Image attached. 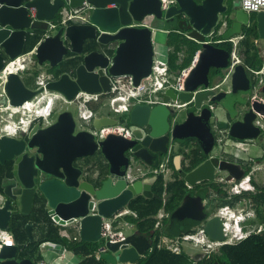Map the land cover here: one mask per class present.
I'll list each match as a JSON object with an SVG mask.
<instances>
[{"label":"water","instance_id":"water-1","mask_svg":"<svg viewBox=\"0 0 264 264\" xmlns=\"http://www.w3.org/2000/svg\"><path fill=\"white\" fill-rule=\"evenodd\" d=\"M84 2L89 5L88 19L49 27L62 7L80 8ZM161 5V0H0V69L4 58L24 52L28 36L44 28V34L35 43L34 56L39 66L46 65L52 71L45 88L58 92L67 101L80 90L108 91L110 76L130 75L135 85L150 73L155 27L150 23L139 25L149 17L166 31L180 32L178 28L185 26V35L200 44L183 89L176 92L169 88L161 95L164 102L186 103L180 108L185 110L181 120L170 118L180 109L165 104H135L127 111L130 138L108 134L96 140L90 130L76 129L72 111L64 109L49 124H36L27 133L20 131L21 137L0 135V164L12 162L11 175L1 179L4 201L0 206V228H8L17 214H29L35 198L42 196L48 214L58 223L77 222L81 240L98 241L102 216L108 217L127 206L136 195L159 197L152 191L157 176L141 175V169L152 166L154 154H165L169 146L174 150L188 141L199 147L203 161L185 171L181 166L182 154L175 153L172 163L189 189L212 180L215 172H226L227 178L236 179L243 174L238 164L220 157L214 160L210 155L215 141L210 124L213 111L205 102L224 110V118L217 121V126L227 130L229 137L253 140L259 136L261 128L254 120L264 119V104L245 97L251 91L246 65L242 61L235 65L229 90L217 89L221 77L210 78L209 72L211 68L223 69L229 61V50L216 43L242 34L243 26L254 23L258 38L264 40V10L248 14L234 0H173L165 9ZM31 7L36 10L34 19L28 15ZM224 13L226 26L217 33L220 38L207 40ZM46 31L49 33L45 34ZM91 40L101 47L94 48ZM241 53L242 48L240 59ZM63 61L68 62L65 69L55 75L53 70ZM42 90L43 87L26 86L17 73H9L0 104L8 98L11 105L17 106ZM260 90L264 94V84ZM237 104L243 108L237 109ZM117 121L110 115L99 114L92 119L91 126L99 128ZM96 152L105 161L102 171L87 174L74 165L76 158ZM233 169L241 171L239 176ZM129 171L135 174L132 182L127 179ZM169 195L163 194L162 200ZM168 221L169 228L200 223L208 238L224 237L222 220L208 214L204 200L192 190L172 210ZM25 229L31 237V224H26ZM153 235L154 229L133 228L123 240L106 242L107 251L115 259V263L109 264L134 263L151 249ZM121 242L129 246L122 245L120 249ZM0 264L34 262L19 259L15 244L1 248Z\"/></svg>","mask_w":264,"mask_h":264},{"label":"built area","instance_id":"built-area-1","mask_svg":"<svg viewBox=\"0 0 264 264\" xmlns=\"http://www.w3.org/2000/svg\"><path fill=\"white\" fill-rule=\"evenodd\" d=\"M161 2L162 9H165L173 2V0H161ZM238 3L241 9H243L248 14L264 10V0H238ZM88 8L89 5L86 2H84L83 6L80 8L69 9L66 6L62 7L58 12L57 21L50 22V28H54L57 25L61 24L65 25L72 19H88ZM35 11L36 10L34 7L29 8L28 15L32 19L35 18ZM144 24H149V22L143 21L139 25ZM225 26L226 20L222 19L217 33H221ZM47 33L48 31H46L45 34ZM241 38L242 35L240 34L237 37L229 40L231 41L229 61L227 66L222 70V76L219 83L215 86L217 87V89L223 88L225 90H229L230 88L231 74L234 70L235 65L241 62V59L239 57V40ZM35 47L36 44L33 45L29 50L24 51L13 58H4L3 66L0 69V97L5 95L4 83L9 73H17L22 79V74L30 75V71L33 68L37 69V67H40L37 64L36 58L34 56ZM167 49L168 55L166 61L155 58V55L153 54L150 73L147 76L141 78L137 84H133L130 75L110 76L108 91L89 93L80 90L70 101H67L58 92L46 89L45 84L49 79H51V74L39 72L35 75L33 85L30 88L37 89L39 87H43V90L35 94L31 99L25 100L17 106L11 105L9 103V99L7 98L4 104H0V119L4 116L7 118H12L14 115L18 114V121L19 124H21H18V127L22 128V130L24 131L28 130L31 121L34 120H41L42 123L44 122V125H47L51 122L50 116L54 109L57 111V109L61 108V104H59L56 105V107L53 109V101H55V99H61L64 102L75 103L76 115L73 114L75 122H77L76 120L78 119L81 123L89 125L88 127L84 128L90 130L94 134L96 140L101 139L108 134H117L126 138H130L131 131L128 124H124L120 121H117L114 124L103 125L99 128H93L91 126L92 119L95 116L99 115V113L97 112L98 109L94 110L89 106V103H98V107L108 106V109L111 112L117 114L127 112L133 105L142 103L148 104L150 106H153L155 104H165L175 109H180L181 107L185 106L186 103H182L179 100H168L167 102H164L161 95L165 93V91L169 88H172L176 92L183 89V81L188 74L190 67L196 61L198 50H196V52L194 53L190 65L177 70H173L169 66L168 59L169 53L172 51V47L167 46ZM177 54L180 59L182 57V53L178 52ZM246 70L252 84V91L250 92V94H248L249 100H257L264 104V94L260 90V87L264 84V56L262 66L259 69H253L246 65ZM169 74L175 75V83L171 86L167 84ZM205 104L208 105L210 110L214 111V103L205 102ZM254 123L256 125L262 126V123L258 120V118L254 120ZM4 126L5 127L3 131L0 132V135L15 136L18 127H13L9 123L5 124ZM213 126L215 128V131H217V134L213 131L215 136L214 143H216L222 150H224L225 146L227 145L235 148L236 150L244 149V142L240 140L232 141V138L227 134V130L218 127L216 122ZM76 129H78L77 123ZM171 150L172 148L171 146H169L166 154L155 166L149 165L146 166V169H141V175L145 176L148 173H152L155 175L161 174L165 182L170 180L169 160ZM134 175L135 174L130 173L129 171V173L127 174L128 182L133 181ZM247 178L248 176L241 178L237 184H233L232 188L236 191H238L241 187L243 188V185L246 183ZM3 201L4 196L0 191V206L3 204ZM216 214L222 219L223 224L224 237L221 240H212L208 238L201 224H199L190 232L181 233L175 236L162 235L157 244V247L165 248L172 253L178 254L184 252L183 246L188 244L194 248H197V253H200L202 256L207 258L211 253L216 252L220 246L224 244H235L248 237L249 235L257 233L259 231L258 228L254 229L252 227L240 225V217L230 214V212L227 210V207L219 209ZM128 215H131L132 217L137 216L134 210H131L130 208H128V206H124L108 217H101V229L98 240L100 244L94 253V256L97 259L100 257V254L102 252L107 251L106 242L121 241L127 234L132 231V229L134 228V224L126 219V216ZM49 216L53 223L59 225L60 227L70 224H73L76 227V235H70L65 229L61 228L59 229L60 235L66 238L79 239V227L77 222H65L63 224H60L53 218V215L49 214ZM168 216V212H166L163 207L160 208L155 215L156 221L154 227H160L163 218ZM15 244L17 245L12 233L8 230V228H0V250L3 246H13ZM122 245L129 246L128 243L121 242L119 244L120 249ZM65 251L66 249L62 247L61 254L59 256L64 257ZM35 264H50V262L45 259H39Z\"/></svg>","mask_w":264,"mask_h":264},{"label":"trees","instance_id":"trees-1","mask_svg":"<svg viewBox=\"0 0 264 264\" xmlns=\"http://www.w3.org/2000/svg\"><path fill=\"white\" fill-rule=\"evenodd\" d=\"M58 16V14H57ZM56 16V18H57ZM56 18L54 20H56ZM172 28V26H171ZM180 32L170 31L167 35V45L172 46V51L169 53V66L173 70L180 69L188 66L191 63L194 53L200 48V44L188 38L185 33L186 28H178ZM218 26L213 29V39H219L217 34ZM45 29L40 28L34 34L28 36L25 51L29 50L44 34ZM258 37L254 23H251L245 28L244 37L241 40L242 49V61L248 67L253 69H259L262 66L263 58L259 52V48L255 44V39ZM207 39V38H206ZM216 45L231 49V42L216 43ZM183 54L181 61L177 62V53ZM67 61L60 63V67L53 70V73L57 75L63 71L66 67ZM213 74H218L220 70L214 68L210 69ZM32 74H37V69L33 68ZM51 71V70H50ZM52 72V71H51ZM24 84L28 87H32L31 81L22 79ZM89 106L93 109L98 108V104L91 102ZM183 159L181 166L185 171H189L204 159L199 147L196 144L188 145L186 150H181ZM93 163L89 168H92ZM169 165L173 171V179L167 182L164 181L161 174H157L155 181L152 183V191L157 193L159 197L152 196L151 198L144 197L142 195H136L129 203L128 208L134 210L137 214L136 217L131 215L126 216V219L134 224V227L140 231H147L154 229V235L152 240V246L145 255L137 259L133 264H264V230L258 233L249 235L235 244H224L219 247L216 252L210 254L209 257H203L196 259L190 257L185 252L178 254L172 253L165 248L157 247V244L162 235L175 236L181 233L190 232L194 229L193 223H186L177 227L169 228L168 217L163 218L160 227L155 228V215L160 208H164L168 214L178 205L184 195L190 191L181 174L175 169L172 159L169 160ZM97 166L100 171L103 170L104 165L99 161ZM11 162L0 164V191H1V179L4 175H11ZM153 175L152 173L150 176ZM206 187L202 191V194H206ZM169 194L168 198L163 201L161 196ZM264 218V216H260ZM30 223L32 229L36 228L37 233L31 232V237L28 236L25 229V225ZM61 227L56 225L51 220L47 208L45 207V200L42 196H38L34 200L32 210L27 215L17 214L15 215L8 227V230L12 233L17 243V255L18 258H29L34 264L42 258L40 251V245L44 242L59 245L61 248L72 252L78 261L76 264H109L102 253L97 259L94 256L95 251L99 246V242L83 241L79 239L66 238L59 234Z\"/></svg>","mask_w":264,"mask_h":264},{"label":"flooded vegetation","instance_id":"flooded-vegetation-1","mask_svg":"<svg viewBox=\"0 0 264 264\" xmlns=\"http://www.w3.org/2000/svg\"><path fill=\"white\" fill-rule=\"evenodd\" d=\"M225 15H226L225 13L220 15L219 22H218V29L221 25L222 19H225ZM57 19H58V16H57L56 20H52V22H56ZM77 21H81V19H72L69 22H77ZM246 27L247 26H243V28H242L243 32L241 34L242 38L239 40V50H240V48L243 49V47H241V40L244 37V31H245ZM207 40L214 41L213 32H212V34L207 36ZM216 40H218V39H216ZM91 42L93 43L94 48L99 49L101 47L100 45L95 43L94 40H91ZM219 43H222V42H219ZM263 43H264V40H260L258 37L255 39V44L257 45L258 48H259V45L263 44ZM241 61H242V55H241ZM222 70L223 69H221L220 72H222ZM221 76L222 75H220V77ZM250 83H251V79H250ZM251 91H252V84H251ZM245 97L247 100H249L248 94H246ZM236 107H237V109L243 108L242 105H239V104H237ZM215 108H216V106H215ZM107 110L110 111L108 108H107ZM58 112L59 111L56 112V110L54 109L50 118H53V120H54L56 118V115ZM105 114L109 115L108 113H105ZM110 116H112V115H110ZM112 117H114V116H112ZM114 118H116V119H118V121H120L119 118H117V117H114ZM53 120H51V121H53ZM125 120H127V115L125 117ZM169 120H170V118H169ZM258 120L262 123V126H260V128H261L260 134L257 138H255L253 140H240V141L244 142L243 143L244 149L236 150L235 148L231 147V149L225 148L224 150H222L216 143H214L213 152L210 154L214 158V160L215 159L217 160V158L220 157L223 160L234 162V163L238 164L240 166V168L242 169L243 174L238 179H236L233 177L227 178L228 173H226V172H224V173L215 172L212 180L199 182L195 186H193L191 188V190L195 194L200 195L202 197V199L204 200V209L211 216L217 215L216 213L219 209H221L223 207H227V210L230 212V214L240 217V219H241L240 225L252 227L254 229L258 228L259 229L258 232H261L262 230H264V218L260 217V216H264V132H263V130H264V119L258 118ZM215 122L217 124V121H215ZM36 124H38L39 126L44 125L41 122V120L31 121L30 126H29L27 131H24V130H22V128L18 127L17 131L15 133V136L21 137L20 131H24L27 133ZM211 130H212V125H211ZM192 144H195V143L193 141H188L184 145L177 146L175 148L178 150L177 152H173V149H172L170 158L172 159V157L175 153H180L179 150H181V149L186 150L188 145H192ZM251 146L259 147L260 152L258 155L252 156V155H249L247 153L248 149L251 148ZM165 154L155 153L152 166H155L156 164H158L159 161L161 160V158ZM99 155H100L99 161L105 166V161H104L102 155L100 153H99ZM79 160L85 161L86 157L76 158L74 160V165L79 166L84 170L85 167L83 164L82 165L76 164V162ZM95 171H100V170L98 168ZM232 171L234 174H236L238 176H239V173H241V171H239L237 169H233ZM178 172L180 173V170H178ZM92 173H93V171H92ZM87 174H91V173L87 172ZM172 174H173V171L171 169L170 170V180L173 179ZM245 176H248V178L246 180V183L243 185V188L242 187L239 188L238 191L234 190L232 188L233 184H237L239 182V180ZM204 186L207 189L205 195L202 194ZM193 224H195L194 225V228H195L200 223L193 222ZM194 257L196 259H200V258H203L204 256H202L200 253H196Z\"/></svg>","mask_w":264,"mask_h":264},{"label":"rangeland","instance_id":"rangeland-1","mask_svg":"<svg viewBox=\"0 0 264 264\" xmlns=\"http://www.w3.org/2000/svg\"><path fill=\"white\" fill-rule=\"evenodd\" d=\"M234 1H236V3H238V0H234ZM146 21L149 22L153 27L156 28L155 30L152 31V36H151V39L153 40V50H154L155 58L163 60V61H166L167 60V55H168V49H167V43H166L167 34L165 32H162V31L158 30V28H160V27L158 26V23L155 20L153 21V19H151L149 17V18H147ZM259 49H260L259 50L260 53H262V55H263L264 43L259 45ZM30 72H31L30 75L22 74V79L30 80L31 81V85H33V80L35 78V75L32 74V71H30ZM39 72L50 73V70L48 69V67L46 65H43V66L37 67V74ZM221 75H222V73H221ZM209 77L210 78H220V73L215 75L210 70ZM174 83H175V75L169 74L168 75V79H167V84L171 86V85H174ZM223 86H225V85H223ZM59 104H61V108L57 109V111L68 109V110H71L74 115H76V105H75V103H73V102L72 103H68V102L62 101L61 99H55V101H53V103H52L53 109L56 107V105H59ZM107 108H108V106L98 107L97 108L98 109L97 112L99 114L108 113L109 115H112L114 117L119 118L120 122L126 124L125 117L127 115V112H124V113H121V114H117V113H113L111 111H108ZM173 116H174V119L176 118V119L181 120L185 116V110L184 109L176 110L175 114L171 115L170 118L173 117ZM215 117L219 121L224 118V110L221 107L217 106L214 109L212 117L210 119V124L212 125V130L217 134V131H215V128L213 126L214 123H215ZM18 120H19L18 114L14 115L12 118H7L5 116L1 117V119H0V132L3 131V129L5 127L4 125L7 124V123L11 124L13 127L14 126L18 127V124H19ZM50 120H53V118H50ZM76 121H77L76 123H77V128L78 129L89 126V125H86L84 123H81L78 119ZM43 124H44V122H43ZM19 125H21V124H19ZM263 132H264V130H263ZM232 141H235V139H232ZM225 148L231 149V147L229 145L225 146ZM181 150H179V151L181 152ZM177 151H178L177 149L173 150V152H177ZM259 152H260L259 151V147H257V146H251V148H249L248 151H247V153L249 155H252V156L258 155ZM86 159L87 160H93V161H96V160L99 161L100 160V155H99L98 152H96L94 155L86 157ZM88 162H90V161H88ZM76 164L85 165L86 163L83 160H79V161L76 162ZM183 250H184V252L187 255H194L195 253H197V248H194V247H192V246H190L188 244L183 246ZM70 253H71L70 251L66 250L64 257H60L59 256L54 261H52L50 264H73V261L70 259ZM102 255L108 261H110V263H115L114 256L109 251L102 252ZM131 264H133V263H131Z\"/></svg>","mask_w":264,"mask_h":264},{"label":"crops","instance_id":"crops-1","mask_svg":"<svg viewBox=\"0 0 264 264\" xmlns=\"http://www.w3.org/2000/svg\"><path fill=\"white\" fill-rule=\"evenodd\" d=\"M156 29V28H155ZM154 29V30H155ZM158 30H160V31H162V32H165L167 35H168V33L170 32H167V31H165V30H163L162 28H158ZM152 42H153V40H152ZM166 43H167V39H166ZM167 46H169V45H167ZM169 47H172V46H169ZM199 50V49H198ZM181 53V52H180ZM261 54V57H263L264 56V54L262 55V53H260ZM178 55V54H177ZM241 55H242V53H241ZM182 56H183V54H182ZM182 58V57H181ZM181 58L179 59V56H178V60H177V62L179 61H181ZM190 65V64H189ZM98 104V103H97ZM95 110V109H94ZM217 118L215 117V121H218V119L216 120ZM180 154H182V153H180ZM182 156V159H183V155H181ZM87 161V162H86ZM88 161H90V162H88ZM97 161L98 160H96V161H93V160H85V165H84V170L86 171V172H88V173H92V171L94 172L95 170H97L98 168V166H97ZM99 162V161H98ZM93 163H95L94 164V166L92 167V168H89ZM169 167H170V165H169ZM170 170H171V167H170ZM96 172V171H95ZM146 177H148V176H150V173H148V174H146L145 175ZM169 181V180H168ZM164 194H165V192H164ZM166 200V199H165ZM164 200V201H165ZM61 229H65L70 235H76L77 234V231H76V227L73 225V224H70V225H67V226H63V227H61ZM31 232H33V233H37L36 232V228H34V229H32V225H31ZM40 251H41V254H42V258L41 259H45V260H47L48 262H52V261H54L56 258H58V256L61 254V247L59 246V245H55V244H52V243H48V242H44V243H42L41 245H40ZM196 254V253H195ZM195 254L194 255H189L190 257H194L195 256ZM70 259L73 261V264H76V262L78 261V258L71 252L70 253Z\"/></svg>","mask_w":264,"mask_h":264}]
</instances>
